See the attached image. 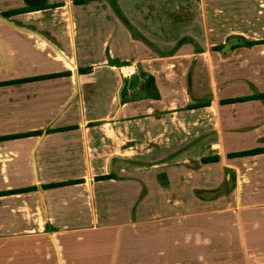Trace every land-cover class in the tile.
Listing matches in <instances>:
<instances>
[{
  "label": "crops",
  "instance_id": "0c3cea01",
  "mask_svg": "<svg viewBox=\"0 0 264 264\" xmlns=\"http://www.w3.org/2000/svg\"><path fill=\"white\" fill-rule=\"evenodd\" d=\"M208 2L0 0V82L65 73L0 85V264H200L171 222L264 210V0Z\"/></svg>",
  "mask_w": 264,
  "mask_h": 264
},
{
  "label": "rangeland",
  "instance_id": "374dc122",
  "mask_svg": "<svg viewBox=\"0 0 264 264\" xmlns=\"http://www.w3.org/2000/svg\"><path fill=\"white\" fill-rule=\"evenodd\" d=\"M207 1V20L213 30L212 35L217 31L220 35L230 28H241L242 20L227 16L224 0ZM213 1L220 11L217 18L210 9ZM231 183L229 181L228 185ZM211 197L214 196L201 195L203 199ZM213 208L215 210L211 213L171 222L173 233H170V236L182 238L191 234L192 238H199L200 242L196 241L194 251L197 257L201 256L200 264H244V250L248 255L249 264H264V210L246 208L239 211H221ZM189 247H193L192 243H186V248ZM185 258L187 259L188 255ZM254 259H258L260 263ZM190 263L193 262L190 260Z\"/></svg>",
  "mask_w": 264,
  "mask_h": 264
},
{
  "label": "trees",
  "instance_id": "16d2710c",
  "mask_svg": "<svg viewBox=\"0 0 264 264\" xmlns=\"http://www.w3.org/2000/svg\"><path fill=\"white\" fill-rule=\"evenodd\" d=\"M77 2H82V0H77ZM46 6H48V4H44L40 7H31V6H26L25 8H20V9H11L8 11H3L1 13L2 16H9L12 14H16V13H20L23 11H28V10H34V9H40V8H45ZM134 31V30H132ZM255 41H247L246 44H251ZM260 42H264V41H260ZM223 47V45H218L216 48L221 49ZM90 70V68H79V72L80 73H85L88 72ZM65 73H52V74H47V75H40V76H32V77H25V78H18V79H11V80H6V81H2L0 82V85H4V84H15V83H23V82H28V81H33V80H37V79H43V78H51V77H55V76H59V75H63ZM67 74V73H66ZM264 97V94L262 95ZM237 99H228V100H222V103L225 102H234ZM242 100V99H240ZM53 131L51 129H48L47 132ZM28 135V133H25L23 136ZM9 138H13L14 136H8ZM3 137H0V139H2ZM264 152V148H254V149H250V150H246V151H239V152H233V153H228L227 157H238V156H249V155H255V154H259ZM219 159V157L215 156V157H209V158H203L202 162L206 163V162H211V161H217ZM110 175H107L106 177H110ZM57 184H50L47 185L48 186H55Z\"/></svg>",
  "mask_w": 264,
  "mask_h": 264
},
{
  "label": "water",
  "instance_id": "95a60500",
  "mask_svg": "<svg viewBox=\"0 0 264 264\" xmlns=\"http://www.w3.org/2000/svg\"><path fill=\"white\" fill-rule=\"evenodd\" d=\"M28 6L40 7L46 3L47 0H24ZM239 36L238 34H231L229 37Z\"/></svg>",
  "mask_w": 264,
  "mask_h": 264
},
{
  "label": "built area",
  "instance_id": "2783aa9c",
  "mask_svg": "<svg viewBox=\"0 0 264 264\" xmlns=\"http://www.w3.org/2000/svg\"><path fill=\"white\" fill-rule=\"evenodd\" d=\"M136 72L135 68L127 67L126 70L122 73L124 76H132Z\"/></svg>",
  "mask_w": 264,
  "mask_h": 264
}]
</instances>
